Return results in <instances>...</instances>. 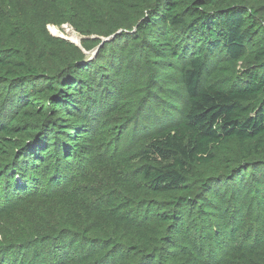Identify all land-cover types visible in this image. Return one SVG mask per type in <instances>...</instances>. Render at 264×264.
<instances>
[{
  "label": "trees",
  "instance_id": "1",
  "mask_svg": "<svg viewBox=\"0 0 264 264\" xmlns=\"http://www.w3.org/2000/svg\"><path fill=\"white\" fill-rule=\"evenodd\" d=\"M26 15L28 29L0 16V217L67 192L65 172L94 181L103 164L120 179L92 189L112 234L68 230L62 260L79 261V237L130 264H264V0H42ZM51 21L80 46L47 33ZM146 78L149 104L135 112ZM166 85L184 93L180 121L121 155L125 129Z\"/></svg>",
  "mask_w": 264,
  "mask_h": 264
},
{
  "label": "rangeland",
  "instance_id": "2",
  "mask_svg": "<svg viewBox=\"0 0 264 264\" xmlns=\"http://www.w3.org/2000/svg\"><path fill=\"white\" fill-rule=\"evenodd\" d=\"M40 1L42 0H0V16H5L15 26L27 28L30 15L26 13L30 9L35 10L36 2ZM46 32L53 37H61L76 46H79L81 40V36L67 24L58 26L51 21L46 26ZM94 51L95 49L85 53H89L88 56L91 57ZM143 73L147 74V71L140 70V74ZM146 80H141L132 88L135 112L139 111L140 106L143 109L149 104L146 98L149 93L148 80ZM160 88L163 87L160 86ZM170 88L172 91L169 92L168 97L157 103H151L146 113L135 117L130 127L125 129L117 147L121 155L135 154L137 149L146 142L149 133L170 128L180 121L186 107L184 93L179 85H166L161 90L168 91ZM103 169V164L93 165L89 169L94 181L89 176L77 174L78 169L65 172L63 177H69L68 182H70L67 192L62 194H42L41 192L38 196L27 197L16 205L10 214L0 217V254L3 250V253H13V250H17L16 252H19L17 255L13 253L7 259L13 261L14 264H73L68 260H62L64 255L56 252L59 246L63 247L68 242L60 236L61 234L68 236L69 241L70 232L68 230L70 229L78 234L84 229H95L100 238H106V234H112L113 225H106V220L103 219L107 218L106 214L100 213L101 211L97 209L94 210L96 195L92 189L97 188V190L106 192L115 184H119L120 179L112 172L107 174ZM108 179L111 182L108 183ZM12 184L13 182L10 181L8 186ZM0 190L2 194L4 190L2 188ZM121 193L124 196H132L124 192V186L121 187ZM249 225L250 223L245 226V229ZM122 227L123 230H118L121 231L122 245H125L129 239H132L133 234L131 228ZM74 240H77L78 248L76 249L79 252V261L76 264L105 263L112 260L116 264H130L128 260L120 256L116 259L113 256H107L106 250L99 242L90 243L88 240H79V237ZM222 252L228 251L223 249ZM220 257H222L221 253L218 252L217 258ZM85 258L89 260L87 263H84ZM221 261L212 260V263Z\"/></svg>",
  "mask_w": 264,
  "mask_h": 264
},
{
  "label": "water",
  "instance_id": "3",
  "mask_svg": "<svg viewBox=\"0 0 264 264\" xmlns=\"http://www.w3.org/2000/svg\"><path fill=\"white\" fill-rule=\"evenodd\" d=\"M113 37H114V35L111 36V37H108V38H106V39H102V43H101V44L95 49V51H94V53L91 55L89 61L92 60L93 57H95V55H96L98 49L102 46V44L105 43V42H107V41H109V40H111ZM60 38H61V37H60ZM79 46H80V41H79ZM86 54H89V53H86Z\"/></svg>",
  "mask_w": 264,
  "mask_h": 264
}]
</instances>
